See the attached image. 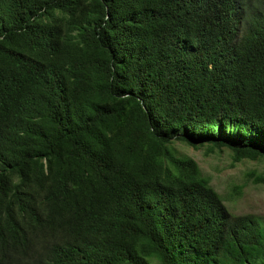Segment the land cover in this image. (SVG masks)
Returning a JSON list of instances; mask_svg holds the SVG:
<instances>
[{
  "label": "trees",
  "instance_id": "obj_1",
  "mask_svg": "<svg viewBox=\"0 0 264 264\" xmlns=\"http://www.w3.org/2000/svg\"><path fill=\"white\" fill-rule=\"evenodd\" d=\"M173 140L264 159V0H0V264H264Z\"/></svg>",
  "mask_w": 264,
  "mask_h": 264
},
{
  "label": "rangeland",
  "instance_id": "obj_2",
  "mask_svg": "<svg viewBox=\"0 0 264 264\" xmlns=\"http://www.w3.org/2000/svg\"><path fill=\"white\" fill-rule=\"evenodd\" d=\"M180 152L191 157L201 173L209 178V184L221 197L226 208L234 214H264V186L252 181L253 175L264 176V159H242L231 164L232 151L226 147L207 152L208 145L190 146L173 140ZM239 190L233 198L229 193Z\"/></svg>",
  "mask_w": 264,
  "mask_h": 264
}]
</instances>
